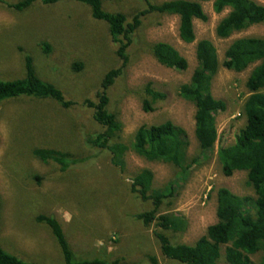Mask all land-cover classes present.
<instances>
[{
  "label": "rangeland",
  "instance_id": "1",
  "mask_svg": "<svg viewBox=\"0 0 264 264\" xmlns=\"http://www.w3.org/2000/svg\"><path fill=\"white\" fill-rule=\"evenodd\" d=\"M15 3L20 0H4ZM146 0H102L106 11L122 12L128 21L146 9ZM160 3L168 0H148ZM264 5V0H253ZM212 2H203L206 21L195 20V41L183 43L178 37V18L149 12L133 34L124 75L108 89L111 109L123 125L120 141L130 144L140 125L171 121L188 136L189 159L198 158L185 174L170 164L147 162L133 152L124 155L125 172L110 162L106 151L94 154L85 137L99 131L91 111L74 105L61 109L47 100L26 97L0 103V246L18 257L42 264H63L49 229L35 221L38 215L55 218L77 257L99 256L119 259L118 264H150L155 256L159 264H178L165 258L153 234L154 226L143 227L135 214L149 210L152 204L129 191V178L143 169L153 173L152 187L173 185L172 196L164 200L160 213L182 215L187 221L183 232H165L172 243L194 244L216 222L217 190L228 189L239 196L254 197L246 184V172L225 177L217 159L219 145L234 143L245 118L242 105L249 95L245 82L253 66L235 73L219 67L212 79L211 92L223 100L226 110L215 116L218 140L213 149L200 154L194 137V106L178 96V88L189 82L197 67L195 46L209 40L222 62L228 45L238 38H264V25H254L227 39L216 37L215 28L227 10L216 14ZM173 46L187 60L184 71L160 65L150 53L153 43ZM42 43L50 47L43 52ZM117 47L108 39L107 26L90 16L88 7L73 1L43 6L34 3L23 11L0 5V79L23 76V56L33 59L37 75L56 85L66 100H95L103 75L120 65ZM150 84L164 93L150 113L142 111L140 89ZM35 148H55L83 163L70 165L64 172L57 164L43 163L34 155ZM89 157V158H88ZM38 177L37 180L35 177ZM166 203H169L168 206ZM224 247L218 264L223 259ZM254 263L264 260V250L252 255Z\"/></svg>",
  "mask_w": 264,
  "mask_h": 264
},
{
  "label": "trees",
  "instance_id": "2",
  "mask_svg": "<svg viewBox=\"0 0 264 264\" xmlns=\"http://www.w3.org/2000/svg\"><path fill=\"white\" fill-rule=\"evenodd\" d=\"M62 0H20L0 5L15 11H23L34 3L43 6L54 5ZM73 1L88 7L90 16L107 26L108 39L116 44L115 55L120 65L106 72L99 90L95 92V100H66L62 91L54 84L43 81L36 73L30 55L23 56V76L13 80L0 79V103L22 97L47 100L61 109H69L74 105L91 111L93 123L99 128L94 134L85 137V144L94 154L95 150L106 151L110 162L121 173L125 172L124 155L131 151L147 162L170 164L178 175L185 174L192 165L198 164V158L189 159L187 150L189 140L186 131L164 121L159 124L140 125L130 144L120 141L123 125L116 111L111 109L108 89L118 78L124 75L128 64L127 49L132 43L133 34L141 25V17L149 12L172 15L178 18V37L185 44L195 41L193 22L206 21L207 16L202 8L203 2H212V10L216 14L228 11L215 28L216 37L227 39L234 34L254 25H264V5L253 0H168L150 3L146 0V9L131 16L128 21L122 12L106 11L102 0H65ZM43 52L48 53L50 47L42 43ZM156 61L167 68L184 71L187 60L168 43L157 42L149 47ZM197 67L190 80L178 88V96L194 106V137L200 154L213 149L218 140L215 116L226 110L223 100L215 99L211 92L212 79L222 68L240 73L253 66L245 87L249 95L242 105L245 118L244 126L239 130L233 144L219 145L217 159L221 172L230 177L235 172H246V184L253 190L254 197L239 196L228 189L217 190L216 222L207 227L204 236L194 244L172 243L165 232H183L187 228L186 219L179 214L160 213L164 200L172 196L173 180L167 188H153V173L143 169L129 178V191L143 201H149L152 208L134 215L143 227L154 226L153 234L159 244L161 254L178 264H218L222 256L226 264H264L254 263L251 256L264 250V38L243 37L232 41L224 52V59L219 62L215 46L206 39L199 40L195 46ZM141 107L146 113L155 110L154 105L165 99L150 84L140 90ZM32 155L43 163L57 164L64 172L70 165L83 163L86 157L75 158L72 154L55 148H35ZM89 158V157H88ZM37 180L39 178L35 177ZM170 206L169 203H166ZM1 211V199H0ZM35 221L45 225L59 250L63 264H118L119 259H105L99 256L77 257L63 233L61 225L52 216L38 215ZM150 264H159L155 256H147ZM0 264H42L27 261L9 253L0 246Z\"/></svg>",
  "mask_w": 264,
  "mask_h": 264
}]
</instances>
